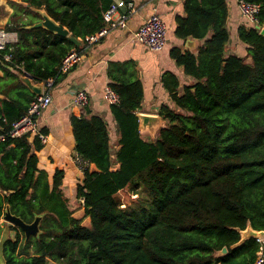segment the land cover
Returning <instances> with one entry per match:
<instances>
[{"label":"trees","instance_id":"obj_1","mask_svg":"<svg viewBox=\"0 0 264 264\" xmlns=\"http://www.w3.org/2000/svg\"><path fill=\"white\" fill-rule=\"evenodd\" d=\"M239 1L259 7L257 24L238 30L245 57L226 55L225 0H185L175 35L203 44L170 55L195 83L180 94L177 77L164 74L174 107H161L167 125L156 140L140 132L142 83L112 70L108 86L119 97L110 106L120 132L115 155L101 116L73 115L83 219L74 217L63 191L65 171L50 176L39 169L45 146L38 135L13 138L11 131L38 97L22 76L45 86L62 81L64 60L88 50L86 38L106 26L113 0L8 2L13 14L3 30L18 40L0 51V239L7 209L27 224L43 219L40 236L27 244L11 227L16 236L4 245L7 264H255L262 244L250 238L236 245L249 225L264 231V0ZM37 10L70 36L28 29L42 20ZM126 189L139 200L122 208L117 196ZM87 218L90 226H83ZM224 248L228 254L218 257Z\"/></svg>","mask_w":264,"mask_h":264},{"label":"crops","instance_id":"obj_2","mask_svg":"<svg viewBox=\"0 0 264 264\" xmlns=\"http://www.w3.org/2000/svg\"><path fill=\"white\" fill-rule=\"evenodd\" d=\"M9 1L21 0H0V29L5 28L13 14ZM129 1L135 4V13L129 19L126 28L111 29L104 39L82 54L81 62L62 81L49 89L43 85V92L48 90L52 96V104L38 119L39 127L47 130L49 135L48 144L38 154L39 169L46 171L50 176H53L56 170L65 171L63 191L70 209L75 212L83 207L76 196V187L82 175L77 166L78 157L72 130L73 115L90 113L101 116L108 125L112 154L115 155L118 149L119 128L111 113L110 105L104 100V90L110 83V71L112 70L116 75L124 74L142 83L144 98L138 115L158 118L151 127L140 126L141 135L148 141L156 140L159 131L167 125L159 115L161 107L163 105L174 107L169 92L162 83L164 74L172 73L177 77L180 94L186 86L195 83L170 55L174 48L181 47L184 50L196 51L203 44V41L196 39L181 41L175 35L177 19L186 16L185 0H113V18H120L127 13ZM225 1L228 5L227 29L230 35L226 55L245 57L247 46L240 42L238 30L241 27L251 28L254 25L242 16L238 6L239 0ZM155 9L166 26L167 44L160 52L150 51L133 40L136 31ZM11 34L18 39L16 33ZM248 63L251 61L248 60ZM3 76L4 73L0 71V78ZM80 90L86 91L89 105L86 109L77 110L73 107V98ZM115 169H117L116 165ZM4 227L8 228V224L5 223ZM7 235L13 239L16 232L9 230Z\"/></svg>","mask_w":264,"mask_h":264},{"label":"built area","instance_id":"obj_3","mask_svg":"<svg viewBox=\"0 0 264 264\" xmlns=\"http://www.w3.org/2000/svg\"><path fill=\"white\" fill-rule=\"evenodd\" d=\"M239 9L242 16L252 25L257 24L256 16L259 12V7L253 4H247L243 1H239ZM113 6L107 12L106 18V26L99 31L98 33L86 38V43L88 47H91L97 43H99L102 39H104L109 31L113 28H126L128 25L129 19L135 13V4L134 2L129 1L127 3V13L121 16L120 18H113L112 16ZM11 33L0 29V51L6 49V47L10 44H14L17 42L16 36L13 37ZM133 40L135 43L144 46L150 51L160 52L162 51L167 44V36H166V26L163 22L160 15L157 13L155 9L153 14L150 15L143 25L136 31L133 36ZM11 57L6 56L5 60L10 61ZM82 60V54L77 51H72L64 60L62 66L63 74H69L70 71L78 65ZM47 89L52 87V82H49L46 85ZM104 100L110 106L119 104L118 95L107 86L104 90ZM52 104V96L46 90L43 92L41 96H38L30 105L29 111L26 116L21 119L19 122L13 125V129L11 131V136L13 138L21 137L22 135L32 133L33 135H38L40 141L46 146L49 142V135L43 134L41 132V128L39 127L38 119L42 115L43 111H45ZM89 105V97L84 90L77 91L73 98V107L77 110L86 109ZM77 166L79 172L82 173L80 168V160L77 158ZM81 205L84 204L83 200H79ZM125 208V207H124ZM3 221V219L1 220ZM262 242V246L258 253L257 260L255 264H264V240H258Z\"/></svg>","mask_w":264,"mask_h":264},{"label":"water","instance_id":"obj_4","mask_svg":"<svg viewBox=\"0 0 264 264\" xmlns=\"http://www.w3.org/2000/svg\"><path fill=\"white\" fill-rule=\"evenodd\" d=\"M37 13L41 16L42 20L32 26L27 27L28 29H36L43 28L50 33H53L62 38H68L70 36V32L67 28L55 22L52 18L48 16V14L43 10H37ZM259 29V27H257ZM261 35L264 36V28L260 31ZM73 43L77 46H80L81 43L75 39H71ZM251 61V59H249ZM23 82L31 89V91L37 95L41 96L43 94V83L34 84L33 79L25 74L22 76ZM140 126L143 127H151L153 126L158 118L152 116L138 115ZM92 172H99L95 165L91 167ZM85 216L84 208L75 212L74 217L77 219H83ZM43 219V216H37L35 221L31 224L25 223L20 217H17L11 213L9 209L6 210V213L3 217V222L8 224V228L4 229L3 235L0 239V264H7L4 257V245L5 243L11 239L7 235V231L11 230V227H15L23 233L25 237V244L29 242L32 237L38 238L41 234L40 224ZM90 219L87 218L83 222V226H90ZM254 238L257 240H264V231H255L250 225L246 228V230L241 231V240L236 246L243 245L248 239ZM228 254L227 248H224L222 251L217 253L218 257H223Z\"/></svg>","mask_w":264,"mask_h":264},{"label":"rangeland","instance_id":"obj_5","mask_svg":"<svg viewBox=\"0 0 264 264\" xmlns=\"http://www.w3.org/2000/svg\"><path fill=\"white\" fill-rule=\"evenodd\" d=\"M117 197L119 198V200L122 203V208L129 207V206L135 204L139 200V196L132 194L129 189H126V190L120 192Z\"/></svg>","mask_w":264,"mask_h":264}]
</instances>
